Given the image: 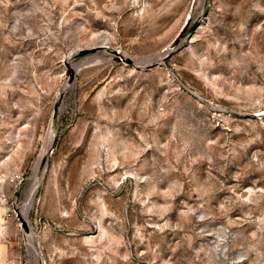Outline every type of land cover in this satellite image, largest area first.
I'll list each match as a JSON object with an SVG mask.
<instances>
[{
	"label": "rangeland",
	"instance_id": "1",
	"mask_svg": "<svg viewBox=\"0 0 264 264\" xmlns=\"http://www.w3.org/2000/svg\"><path fill=\"white\" fill-rule=\"evenodd\" d=\"M0 264H264V0H0Z\"/></svg>",
	"mask_w": 264,
	"mask_h": 264
},
{
	"label": "bare ground",
	"instance_id": "2",
	"mask_svg": "<svg viewBox=\"0 0 264 264\" xmlns=\"http://www.w3.org/2000/svg\"><path fill=\"white\" fill-rule=\"evenodd\" d=\"M186 18V17H185ZM171 47V46H170ZM164 55V54H163ZM57 114V113H56ZM50 131H51V129H50ZM55 131V130H54ZM46 139H45V141L44 142H46V144H44L45 146H46V148L48 149L47 150V153H48V155H49V153L50 152H52L51 151V146H52V143H54L53 142V138H54V134H53V132H50V133H48L47 134V136L45 137ZM46 153V152H45ZM39 158V157H38ZM45 159V158H44ZM38 161H39V159H37ZM36 163H38L37 161H36ZM46 163V162H45ZM36 166V165H35ZM41 166V165H40ZM44 166V165H43ZM43 166H41V167H43ZM45 168V167H44ZM36 169V168H35ZM37 170V169H36ZM45 170V169H44ZM38 171V170H37ZM33 174V173H32ZM35 174V173H34ZM35 176V175H34ZM42 177H43V175H42ZM39 179H41V178H39ZM38 178L37 179H35V182H38V180H39ZM32 185V184H31ZM33 238V237H32Z\"/></svg>",
	"mask_w": 264,
	"mask_h": 264
}]
</instances>
